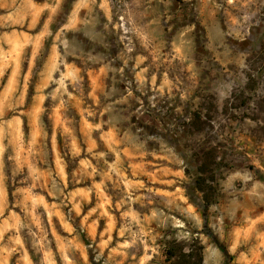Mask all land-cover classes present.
<instances>
[{
  "label": "rangeland",
  "instance_id": "374dc122",
  "mask_svg": "<svg viewBox=\"0 0 264 264\" xmlns=\"http://www.w3.org/2000/svg\"><path fill=\"white\" fill-rule=\"evenodd\" d=\"M0 188V264H264V0H0Z\"/></svg>",
  "mask_w": 264,
  "mask_h": 264
},
{
  "label": "crops",
  "instance_id": "0c3cea01",
  "mask_svg": "<svg viewBox=\"0 0 264 264\" xmlns=\"http://www.w3.org/2000/svg\"><path fill=\"white\" fill-rule=\"evenodd\" d=\"M71 70V68H68V70ZM108 132H104L103 136L106 135ZM55 150V169L56 172H58V176L61 180H64V177L67 176L66 173V168L65 166L61 163V158H60V152L57 151V149L54 148ZM77 192H82L85 191L84 187H79L76 190ZM74 191L68 192V195L73 194ZM66 197V196H65ZM68 198V197H67ZM65 202V201H63ZM72 203V199H71ZM70 203V204H71ZM79 200L76 201L75 203H72L68 206V210L64 209V204L62 203L61 200L58 199H51V202L45 203L44 205V210L50 220V222H54L60 226V230L64 234H72L74 235V225L71 222L72 221V216L75 217H80V222L85 221L86 217L88 215L82 214L80 215V205H79ZM19 215L18 210L10 209L8 205V192L6 190H3L0 188V243L3 242L4 238L8 236L9 233L14 236L13 231L15 230L16 232H19L18 228V221H14V218ZM91 227H93V224H90ZM63 237V238H62ZM57 246L59 250H62L61 244L63 243V239L66 240L67 236H60L57 237ZM73 239H77V236L73 237ZM71 240V238H70Z\"/></svg>",
  "mask_w": 264,
  "mask_h": 264
},
{
  "label": "trees",
  "instance_id": "16d2710c",
  "mask_svg": "<svg viewBox=\"0 0 264 264\" xmlns=\"http://www.w3.org/2000/svg\"><path fill=\"white\" fill-rule=\"evenodd\" d=\"M207 156L209 153L205 151L204 161L199 167L195 183L197 190L202 194L204 203L210 205L215 201L217 194L213 185L216 182V174L214 170H210L206 161ZM203 252L204 246L199 238L193 239L190 244L174 240L168 244L166 262L167 264H204Z\"/></svg>",
  "mask_w": 264,
  "mask_h": 264
}]
</instances>
